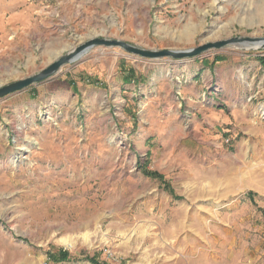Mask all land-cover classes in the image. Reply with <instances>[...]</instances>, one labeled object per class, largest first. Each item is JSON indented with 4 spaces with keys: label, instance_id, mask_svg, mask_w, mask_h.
Instances as JSON below:
<instances>
[{
    "label": "rangeland",
    "instance_id": "1",
    "mask_svg": "<svg viewBox=\"0 0 264 264\" xmlns=\"http://www.w3.org/2000/svg\"><path fill=\"white\" fill-rule=\"evenodd\" d=\"M239 35L264 37V0H0V85L93 37L184 50ZM260 59L95 45L1 97L0 264H264Z\"/></svg>",
    "mask_w": 264,
    "mask_h": 264
},
{
    "label": "water",
    "instance_id": "2",
    "mask_svg": "<svg viewBox=\"0 0 264 264\" xmlns=\"http://www.w3.org/2000/svg\"><path fill=\"white\" fill-rule=\"evenodd\" d=\"M228 44H237L243 47H254L257 49H264V37L258 36H233L227 39L209 41L203 44L197 45L184 50H148L135 47L128 44L127 42L107 39L104 37H93L84 42L74 46L66 53L60 55L58 58L54 59L47 66L39 70L37 73L27 76L22 79L12 81L10 83L0 85V98L4 97L10 93L22 90L27 86L39 82L52 74L56 73L64 64L74 61L82 53L87 51L89 48L95 45H104L108 47H121L129 53H133L145 58H161V57H171L174 59H181L186 57L197 56L210 48H220Z\"/></svg>",
    "mask_w": 264,
    "mask_h": 264
},
{
    "label": "trees",
    "instance_id": "3",
    "mask_svg": "<svg viewBox=\"0 0 264 264\" xmlns=\"http://www.w3.org/2000/svg\"><path fill=\"white\" fill-rule=\"evenodd\" d=\"M260 60L262 62H264L263 59H260ZM120 66L123 68V63H121ZM135 78L136 77H135L134 71L131 68H129V69H127L126 75H124V83L134 82ZM137 166L140 167L142 172L145 173L147 176H149L151 178L158 179L162 184H164L166 190L168 189L172 193V191L170 190V185H169L168 181L164 178V176L162 174H160L159 172H157L155 170H149L145 166L141 167L139 164H137ZM51 256L52 257L54 256V257H56L59 260H67L70 257L68 251L64 250V249H59L57 251V253H54ZM90 260L94 264H102V263H99V262L95 261L94 259L90 258Z\"/></svg>",
    "mask_w": 264,
    "mask_h": 264
},
{
    "label": "crops",
    "instance_id": "4",
    "mask_svg": "<svg viewBox=\"0 0 264 264\" xmlns=\"http://www.w3.org/2000/svg\"><path fill=\"white\" fill-rule=\"evenodd\" d=\"M214 69H212V72L214 73V71H213ZM207 71V72H206ZM211 73V70H207V69H203L201 72L199 71V73L197 74V75H195V77L193 78L194 80H193V83H201L202 81H203V79L204 78H207L208 76H209V74ZM196 76H198V77H196ZM125 85H127L128 87L130 86V84H126L125 83ZM124 85V86H125ZM129 91H131L130 90V87H129ZM122 92H125V91H122ZM200 92H201V90L200 91H196V93L194 92V93H192L191 95H195V94H197V97H198V99H199V96H200ZM132 95V94H131ZM210 107H213L212 105H208V107L207 108H210ZM208 111H210L211 112V109H209ZM211 114H212V116L214 115V112H211Z\"/></svg>",
    "mask_w": 264,
    "mask_h": 264
},
{
    "label": "bare ground",
    "instance_id": "5",
    "mask_svg": "<svg viewBox=\"0 0 264 264\" xmlns=\"http://www.w3.org/2000/svg\"><path fill=\"white\" fill-rule=\"evenodd\" d=\"M242 21V20H241ZM249 48H255V46L254 47H249ZM86 53V51L84 52V53H82L78 58H80L81 56H83L84 54ZM77 58V59H78ZM76 60V59H75ZM86 224V223H85ZM84 223H81L80 225H79V227H84V226H86Z\"/></svg>",
    "mask_w": 264,
    "mask_h": 264
}]
</instances>
